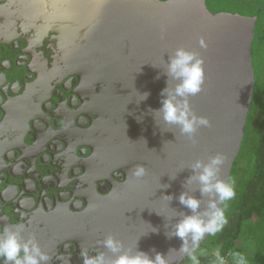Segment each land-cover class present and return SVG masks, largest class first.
<instances>
[{
    "label": "water",
    "instance_id": "obj_1",
    "mask_svg": "<svg viewBox=\"0 0 264 264\" xmlns=\"http://www.w3.org/2000/svg\"><path fill=\"white\" fill-rule=\"evenodd\" d=\"M204 7L205 0H0V43L19 41L27 47L33 64L40 59V74L35 72L38 66L30 68L32 74L35 72L34 82L17 99L6 97L7 103L0 107V170L7 169L6 160L16 161L5 156L8 150L17 161L31 158L27 159L22 149L27 147V133L30 138L32 134L40 137L34 111H40L41 86L50 88L49 84L72 75L85 88L99 81L114 97L112 106L107 107L108 115L104 114L108 117L105 140H82L80 143L92 152L80 165L85 176H93L88 190L94 191L99 173L102 176L106 168L105 177L109 176L111 184L116 183L110 176L114 171L120 174L114 177L121 181L99 199L93 194L81 212L67 210L51 226L46 225V238L53 242L43 250L47 254L53 250L60 254L57 246L69 241L98 251L104 264H112L120 255L141 252L149 259L159 253L167 264H180L187 257L180 251L182 240L174 233L175 225L192 212L179 197L184 193L198 199V212L207 208L209 199H215L201 193L195 179L201 169L193 166L197 161L207 164L221 154L224 162L217 178L227 180L242 140L244 123L239 113L248 108L227 102V91L235 83L233 74L229 87L219 80L223 69L236 62L234 42L242 45L246 41L238 40L236 29L231 33L230 15L228 21L227 14L222 17ZM229 24L231 29L221 42V26L227 29ZM178 49L195 53L203 62L204 80L194 95H175L180 80L169 74L168 65ZM247 87L241 84L238 96L231 90L230 102L249 103ZM169 98L181 106L186 104L189 118H205L207 126L197 124L194 132L184 133L180 124L165 121L162 103ZM9 126L12 136H6ZM31 154L36 159L37 154ZM140 168L143 172L136 174ZM18 187L15 195L22 190ZM3 191L0 238L8 230L17 233L23 244V231L14 226L11 229V222L9 227L7 223H25L33 214L19 209L17 203L13 204L16 208L4 205ZM108 237L117 242V251L104 245ZM188 248L195 250L190 237Z\"/></svg>",
    "mask_w": 264,
    "mask_h": 264
},
{
    "label": "flooded vegetation",
    "instance_id": "obj_2",
    "mask_svg": "<svg viewBox=\"0 0 264 264\" xmlns=\"http://www.w3.org/2000/svg\"><path fill=\"white\" fill-rule=\"evenodd\" d=\"M26 49L27 47L19 41L3 40L0 43V107L7 103L6 97L12 100L22 96L26 91L25 88L34 82L35 72L40 70V59L33 64ZM36 66L38 67L32 74L31 69H35ZM98 83L99 81L85 88L84 83H79L76 76L69 75L60 78L54 84L48 83L50 88L41 86L38 103L40 111H34L36 118L34 122L40 125L38 128L35 127L40 129L36 134L40 137L34 138L35 135L32 134L30 138L27 133L24 138L27 147L22 149L27 159L31 158L26 162L17 161L12 155L13 151L8 150L5 154L8 159L16 161L6 160L7 169L0 170V187L4 190L2 196L6 201L3 204L15 207L13 204L17 203L19 209L33 214L25 223L9 220L7 226L9 227L11 222V229L14 226L19 228L17 230L23 231L20 239L25 243L30 242L29 246L35 243L40 247V251L47 255L48 259L40 261V264H83L84 253H87L88 257L99 256L98 251L76 247L69 241H61L62 243L57 246L60 253L58 255L54 250L48 254L43 251L46 246L50 248L53 243L46 238L48 234L46 225L50 223L51 226L60 215L66 214L67 210L81 212L86 201L91 199L93 194L97 196L93 198L99 199L109 192L112 185L121 181L114 177V175L120 176L114 171L110 176L116 183L111 184L107 179L109 176L105 177L107 170L105 167L104 173L101 172L102 176L99 173L98 180V174L96 176L94 191L88 190L93 176H85L83 166L80 165L92 152L91 148L80 142L90 139L103 141L106 137L104 131L108 127L106 122L108 117H104V114L108 115L107 107L112 106L114 97L105 86ZM133 112L137 113V111ZM10 127L5 131H10L6 136L13 135V129ZM28 146H32L33 150ZM33 151L37 154L36 159H32ZM88 168L90 167L86 166V169ZM32 173L36 175L35 178H32ZM13 174L19 177H13ZM15 187L22 189L16 195ZM0 209L2 213L5 212L4 207ZM2 263L5 264L4 261Z\"/></svg>",
    "mask_w": 264,
    "mask_h": 264
},
{
    "label": "clouds",
    "instance_id": "obj_3",
    "mask_svg": "<svg viewBox=\"0 0 264 264\" xmlns=\"http://www.w3.org/2000/svg\"><path fill=\"white\" fill-rule=\"evenodd\" d=\"M202 60L195 53L178 49L175 57L170 60L168 72L174 78L180 80L175 89L176 96L194 95L201 90L204 80ZM174 98L165 99L162 103L163 118L169 123L181 125V131L192 133L197 124L207 126L208 121L205 118L197 119L195 116L189 118L187 105L183 106L173 103ZM224 162L221 154L212 157L209 163L202 165L199 161L193 166L194 169H201L198 176L195 177L200 182V191L202 194H208L215 199H209L207 208L203 212H198L200 201L192 196L182 193L179 197L181 204L191 210V215H186L175 225V235L182 240L180 251L187 253V259L191 264H199L195 250H189L188 239L190 237L193 247L199 244L207 233L209 236H215L221 232L228 223L226 209L229 201L236 197V189L231 179L220 180L217 178L219 165ZM143 169H137L136 174H141ZM21 243L18 234L6 230L5 235L0 238V258L5 264H40V261H46L47 255L42 253L35 243ZM104 245L112 251H117L118 244L112 237L104 241ZM83 264H104L103 255L88 257L84 253ZM234 264H248L247 257L239 252L233 253ZM112 264H167V261L159 253L154 259H149L144 253H138L134 256L120 255ZM214 264H226L225 258L221 255L220 248L214 253Z\"/></svg>",
    "mask_w": 264,
    "mask_h": 264
},
{
    "label": "trees",
    "instance_id": "obj_4",
    "mask_svg": "<svg viewBox=\"0 0 264 264\" xmlns=\"http://www.w3.org/2000/svg\"><path fill=\"white\" fill-rule=\"evenodd\" d=\"M205 10L212 13L206 5ZM258 108L259 113L255 109L256 114L253 112L252 120L245 124L228 171L227 179L234 182L236 189V197L228 202L226 209L228 223L215 236L208 235L195 249L199 264H214L217 248L226 264H234L236 252L245 256L255 253L257 263L264 264V108ZM180 264H191V261L186 257Z\"/></svg>",
    "mask_w": 264,
    "mask_h": 264
},
{
    "label": "rangeland",
    "instance_id": "obj_5",
    "mask_svg": "<svg viewBox=\"0 0 264 264\" xmlns=\"http://www.w3.org/2000/svg\"><path fill=\"white\" fill-rule=\"evenodd\" d=\"M205 5L213 14H218L217 12H220L219 15L221 16L227 14L228 21L230 15L233 21L232 27L234 28V31L231 33L234 34L236 29L238 40L242 43L246 41L242 45L238 42H234L237 44L235 53H233L236 62H230V68L223 69V75L221 79H219L223 84H227L229 87L231 83L229 81V76L233 74L235 83L232 84L231 90L236 91V96H238L241 84H246L248 86L247 92L249 93L248 98L250 100L247 104L230 102V88L227 91V102L229 106L233 104L235 107L240 105H246V107H248L239 113L243 118L244 130L245 124L249 123L250 120H252L251 117L256 114V112H254L255 109L259 113L260 108L258 107L264 108V0H205ZM249 26L250 33H248ZM221 29L222 34H220V41L222 42L223 39L227 37L226 32L231 29V25H227V29L221 26ZM227 66L229 67V62ZM219 80L217 82H219ZM253 95H255L254 101L251 102ZM237 112L234 113L236 114L235 116L238 115ZM247 255H249L246 256L248 264H259L255 259L257 256L255 253H247ZM258 261H260V257Z\"/></svg>",
    "mask_w": 264,
    "mask_h": 264
}]
</instances>
